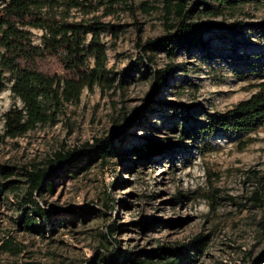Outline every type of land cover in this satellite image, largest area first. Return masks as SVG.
Segmentation results:
<instances>
[{"label": "rangeland", "instance_id": "1", "mask_svg": "<svg viewBox=\"0 0 264 264\" xmlns=\"http://www.w3.org/2000/svg\"><path fill=\"white\" fill-rule=\"evenodd\" d=\"M108 3L84 18L107 23L100 38L113 87L84 88L77 101L63 103L53 122L15 137H1L2 114L20 101L10 79L0 90V166L12 171L4 176L0 167V264H128L130 253L135 264H162L165 259L147 257L158 246L188 250L176 264H254L264 256V123L213 135L199 126L264 82V27L258 25L264 0L196 12L190 19L234 22V30L215 26L203 34L205 46L175 54L153 43L174 30L175 17H164L162 0ZM30 30L38 43L41 31ZM142 54L150 58L140 60ZM168 64L174 67L167 83L154 92L155 70ZM42 66L62 72L54 58ZM148 100L150 109L137 120ZM182 104L188 116L179 113ZM120 131L124 138L113 140L114 154L80 157L65 165L50 189L44 184L35 192L51 219L27 228L25 172L52 167L58 151L78 152L86 142ZM135 143L162 147L139 155L129 151ZM103 252L120 255L112 263Z\"/></svg>", "mask_w": 264, "mask_h": 264}, {"label": "trees", "instance_id": "2", "mask_svg": "<svg viewBox=\"0 0 264 264\" xmlns=\"http://www.w3.org/2000/svg\"><path fill=\"white\" fill-rule=\"evenodd\" d=\"M112 6L117 0H2L0 4V90L10 79L9 89L13 97L18 98L20 105H10L3 112V131L1 137H15L25 133L36 125L51 123L64 102L77 101L84 88L92 89L94 85L102 89L113 87L115 76L110 75L107 67L106 46L101 41L100 32L107 23L94 18H84L91 9L101 5ZM250 0H162L163 14L167 19L175 17L174 30L164 37L157 38V43L167 53L191 50L203 47L206 41L203 34L215 26H222L226 31H233L235 23L199 22L190 19L196 12L215 13L217 6H234ZM201 5V6H198ZM72 10L80 11V18H72ZM264 27V22L258 24ZM31 28L41 31L39 42L33 39ZM141 53V52H140ZM150 56L139 55L141 60ZM54 58L62 72L49 71L42 66V62ZM92 58L93 63H90ZM174 67L168 64L165 68L155 70L153 91L157 92L167 83V76ZM9 73V77L6 76ZM150 101V102H149ZM151 100L136 113L134 118L145 117L146 110L150 109ZM188 106L182 104L179 113L188 116ZM264 123V82L258 84V89L245 99L239 100L232 108L225 112L210 114L208 120L200 125L203 132L210 135L222 131L224 133L253 129ZM191 132V130H188ZM122 140V131L112 134L109 138H95L94 143L86 142L78 152L75 150L58 151L51 160L52 167H37L27 170L26 203L31 209L24 211L22 216L27 228L33 229L37 219H51V212L44 209L34 198L37 191L45 187L50 189L55 176L65 174L66 167H71L80 157L96 159L97 156L105 159L114 154L117 149L113 140ZM170 147L169 145H163ZM162 145L155 143L133 144L129 151L150 156ZM79 154V158H76ZM4 176L11 175L8 165H1ZM264 177V176H263ZM257 194V193H256ZM31 211V214L30 212ZM113 230V228H111ZM185 252L172 247L158 246L148 254L165 259L162 264L178 262V255H187ZM104 259L114 263L117 255L103 252ZM122 255V254H121ZM128 264L137 263L133 253L126 256ZM254 264H264V256Z\"/></svg>", "mask_w": 264, "mask_h": 264}]
</instances>
